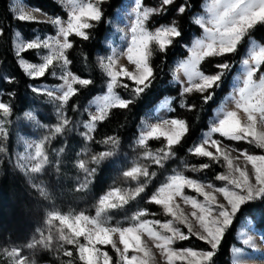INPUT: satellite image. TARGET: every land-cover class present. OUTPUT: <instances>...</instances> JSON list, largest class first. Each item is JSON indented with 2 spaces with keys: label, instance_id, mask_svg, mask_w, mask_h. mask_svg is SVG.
<instances>
[{
  "label": "snow or ice",
  "instance_id": "obj_1",
  "mask_svg": "<svg viewBox=\"0 0 264 264\" xmlns=\"http://www.w3.org/2000/svg\"><path fill=\"white\" fill-rule=\"evenodd\" d=\"M67 8V19L43 13L41 9L20 11L16 16L18 22L39 23L34 13L46 16V21L55 29V35L41 39H21V34H15L14 43L16 63L24 76L37 80L48 74L57 75L62 83L54 92L30 86L31 91L45 94L56 104L58 123L50 128L49 134L34 145H28L32 151L24 156H18L16 167L29 176L46 171L49 166H55L59 171V160H53L47 151V144L57 136L71 131L72 121L65 114L69 101L79 94L81 88H87L94 82L84 78L71 70L73 63L70 50L75 46L72 37L88 41L91 38L90 29L96 27L105 18L102 5L107 0H58ZM192 4L190 0H157L155 6H145L143 0H136L134 20L131 24V37L123 51L113 49L106 58H99V66L106 77V93L97 98L95 111L90 112L80 133L85 144L93 141L105 147L98 152L85 149L86 158L78 159L76 167L83 176L76 191H87L94 183L100 165L113 160L120 147L117 136H106L103 140H95L98 123H103L113 109H128L147 89L152 86L155 73L151 59L155 50L167 53L174 41L182 37L181 20L190 14ZM169 13H172L169 16ZM165 17L164 22H157L154 29L149 27L153 17ZM192 22L198 25L203 36L193 41L190 56L181 61L177 73L182 72L186 82L180 81L179 75L174 79L181 83V96L199 93L205 103L215 96V89L220 88L222 78L231 70L230 62L217 60L211 65L216 71L205 72L201 64L208 58H220L238 53L242 44H246L247 58L242 60V86L234 88V93L227 99L234 105L233 109L221 107L215 119L211 122L207 132L200 140L189 147L188 152L199 158L221 164L225 172L215 176L216 181L225 182L224 186L205 183L201 180L185 176L181 172H173L165 182L160 184L148 198V203L159 206L167 220L142 219L155 213L147 209L136 211L127 226L109 223L108 212L122 209L140 197L145 192L146 183H138L134 189L112 188L99 197L95 215L91 216L83 211L63 214L53 211L45 221V230H38L39 237H33L23 247L35 250L37 248L54 252L57 257L62 253L69 260L66 264H73L77 258L80 264H156L157 256L153 249L158 250L163 264H216L217 256L226 234L233 228L239 218L252 215L247 205L256 204L264 207V154L250 152L247 148L222 147L220 139L213 138L218 134L224 140L243 142L264 150V41L258 42L252 35L257 27H264V0H211L205 5V14L194 16ZM0 28V36L4 35ZM45 49L46 55L39 57L40 62H30L22 56L26 51ZM121 57L127 59L131 69L120 64ZM53 69L49 73V69ZM125 81H130L127 83ZM18 81L15 75L0 76V85L14 86ZM79 86V87H77ZM124 88L132 93V98H123L117 88ZM7 95L14 98L12 87L6 89ZM181 108L192 111L194 104L183 100ZM76 108L73 107V111ZM13 113V105L0 98V159L8 155L9 150L3 144L8 139L6 124ZM244 114V118L241 117ZM28 119H35L31 113ZM189 132L186 120L180 118L164 119L154 124L146 125L139 134L137 145L145 149L144 158L150 159L156 166L163 168L165 162L175 157L173 149L180 145ZM163 140V147L152 152L148 147L150 140ZM231 148V150H229ZM63 149H60V153ZM232 152H236L234 157ZM59 155V153H58ZM79 155V154H78ZM243 158L244 165L237 163ZM250 165V169L249 166ZM211 163L192 165L191 171L209 169ZM126 178L138 180L140 176L153 178L155 172L150 173L146 166L136 164L130 170L122 173ZM40 194L47 197V192L40 186L34 185ZM185 189L196 193V196L186 195ZM216 194L223 197V202ZM202 197L203 199H199ZM177 198L190 206L192 211L186 213L177 202ZM59 221V227L53 224ZM264 221V217H262ZM180 226L187 229L183 231ZM55 231V235L53 234ZM243 235V234H242ZM118 237V239H117ZM192 237L201 241L206 247L194 249L192 247L176 248L177 241H187ZM146 238V239H145ZM148 241L152 244L149 245ZM245 245L252 243L251 238L243 239ZM70 246V247H69ZM110 247L115 258L106 250ZM233 264H241L238 259L242 249H232ZM0 256L7 264H37L35 259L22 255V247L12 246L0 249Z\"/></svg>",
  "mask_w": 264,
  "mask_h": 264
},
{
  "label": "rangeland",
  "instance_id": "obj_2",
  "mask_svg": "<svg viewBox=\"0 0 264 264\" xmlns=\"http://www.w3.org/2000/svg\"><path fill=\"white\" fill-rule=\"evenodd\" d=\"M51 1L57 3L64 11L66 15V18L64 20H66L68 11L67 8L61 5L58 0ZM135 2L136 0H125L120 6H118V8L115 9V11L112 13V16L106 22L108 31L103 41L106 52L104 54H99L96 56V62L99 68V58H106L107 56L111 55L113 49H115L117 52L123 51L124 47L130 40V28L135 18L133 12ZM210 3L211 0H203L200 11L193 14L191 20L194 16L204 15L205 5ZM32 9L33 8L25 4L24 0H10V10L15 18L20 11H32ZM34 14L37 16L38 21H41L39 23L49 26L50 30L48 32V30L44 29V32L34 34L31 39H36L37 37L44 39L49 36H54L56 29L50 23L45 22L47 19L46 16L42 15L39 12ZM153 26L154 27L152 29L156 27L155 25ZM17 32L18 31L14 32L13 46L16 40L15 34ZM202 36L203 31L201 29V35L199 37L193 38L190 45L185 48L187 55L183 58L174 59L170 64L172 81L171 83L179 86L180 91L181 83L175 80L173 77L174 75L178 74L180 81L186 82V78L184 77L183 73H177V67L181 61H185L189 58V50L192 46L193 41ZM20 38L25 40L26 42L28 40L23 38L22 36ZM153 48L155 49V46H153ZM32 52H34L36 58L35 61L30 62H40L39 57L41 55L47 54V50L45 49L34 50ZM245 58H247L246 50L242 60ZM242 60L231 78L230 90L228 94L212 111V116L208 120V129L211 122L215 119L217 112L222 106L227 107L228 109L234 108V105L230 103L227 98L234 93L235 87H237L238 85L242 86ZM120 64L125 65L130 69L133 67L131 65H128L127 59L125 57H121ZM262 68H264V66H262ZM51 71H53V69L50 68L49 73H51ZM55 71L57 72L56 76H53L51 74H48L46 76V79H49L52 82L54 81V84L41 83L35 86L41 89H47L55 92L58 89L59 85L62 83V81L59 79L60 69L56 68ZM261 74H264V72L257 73V78ZM105 93L106 87H104L103 93L95 95L85 104L83 111L76 117V119H73L72 116L67 115V117L72 121V123L69 125L71 131H67L65 135L57 136L54 140L47 144L46 147L50 158L54 161H60L59 171H57V168L55 166H49L43 173L32 174L31 179L15 166L16 160L18 156H24L27 152L32 151V149H30L28 145H34L35 143L41 141L46 135L49 134L50 128L58 123L56 104L52 100H50L47 95L35 93L36 95L44 97L41 98L42 102L41 100H38V103L25 110L21 115L16 116L14 119H9L11 128L10 131H7L10 133H8V139L6 141H3V144L5 145V147L11 146L9 157L10 168L21 177L20 181H22L23 187L27 191V195H29V202L26 206L21 203L23 214L19 218L13 215L11 219H8V222L10 224V227L8 228L11 230V233L0 232V249L5 246L9 248H11L12 246L22 247V255L28 256L29 259H35L37 261V264H45V261L43 262V260H41V258L38 256L36 257L35 254L37 253L38 255H43L46 253L52 254L54 252H48L40 248L32 250L23 246L27 242L31 241L34 236L37 238L39 237L38 230H45V234H47L46 229L48 226L46 225L45 221L47 220L48 214L50 212L58 211L63 214H68L83 211L88 215L94 216L99 197L104 195L108 190L112 188H120L117 185L118 183L122 185V190L134 189L138 185V183H146L147 187L145 189V192L142 193L140 197H137L135 200L130 201V203L122 209L111 210L108 212L110 224H112L113 226L116 224L127 226L130 222V217L136 211L145 209V205L148 204V198L152 195L156 188L160 184L165 182L166 178L169 175L173 174L174 171L180 172L182 170L183 161L177 160L175 157L166 161L163 168L156 166L150 159L144 158L145 149L141 148L136 143L139 134L145 129L146 125L154 124L164 119H169L168 114L171 111L172 99L169 97H164L152 109L144 113L139 120L136 131L137 135L134 139V144L137 147L141 148V150L138 149L137 152L132 153V151L128 150V147H119L117 155L113 158V160L106 161L104 164L100 165L96 174V179L94 183L89 186V189L87 191H76L75 189L79 185L80 180L83 176V173H81L76 167V162L78 159L86 158L83 155L86 148L90 150L89 155L91 154L89 144L86 145L83 138L80 136V133L84 131L82 124L87 120L89 113L95 111V105L98 102L97 98L101 97ZM27 113H31L35 119H28L26 115ZM241 117L244 118L243 113H241ZM208 129L203 133L207 132ZM203 133L194 143L200 140ZM213 138L220 139L222 141V147L225 145H230L231 148H247L250 152L256 154H264V150L257 149L253 145H249L243 142L237 143L234 141L224 140V138L219 137L218 134L214 135ZM231 148L229 150H231ZM60 149H63L62 153H60ZM157 149L154 148L150 150L152 152H155ZM232 155L235 157L237 153L232 152ZM237 163L243 166V158L241 157V159L237 161ZM135 164L146 166L148 168V171L150 173L155 172L156 176L153 178H145L143 176H140L138 180H132L130 178L124 177L122 173L126 170H130L131 167H133V165ZM248 167L250 169V165ZM224 184L225 182L219 181L217 186H224ZM34 185H40L47 192V197L41 195L39 189ZM94 187L98 188V192L94 191ZM185 194L196 196V193L192 192L189 189H185ZM216 195L221 200V202H223V197L219 194ZM20 197H22V195ZM198 198L201 200L203 199L202 197ZM177 202L180 203L181 207L186 213H190L192 211L191 207L184 205V202L179 198H177ZM142 219H144V217ZM167 219H170V217L165 216L164 220ZM53 224L56 227H59V221H53ZM180 227L183 231L187 232V229H184L183 226ZM53 234L55 235L54 230ZM248 237L251 238L252 243L250 245H245L243 243V239ZM237 241L238 243H240L241 247L236 246V248L242 249V254L238 258L241 264H264V243L260 235L255 233L253 224L249 219L245 220L239 226L237 231ZM148 243L149 245L152 244L151 241H148ZM232 249L231 262L233 264V260L237 259V257H234ZM104 250L108 251L115 258V253L112 252L110 247H106ZM153 251L157 256L156 264H163L158 250L153 249ZM54 254L57 256L56 253ZM59 257L62 260L61 262H59V264H66V262L69 260V258L64 257L62 253L59 255ZM0 264H7L6 259H4L2 256H0ZM177 264H179V262H177Z\"/></svg>",
  "mask_w": 264,
  "mask_h": 264
},
{
  "label": "trees",
  "instance_id": "obj_3",
  "mask_svg": "<svg viewBox=\"0 0 264 264\" xmlns=\"http://www.w3.org/2000/svg\"><path fill=\"white\" fill-rule=\"evenodd\" d=\"M124 1L125 0H108L102 5L105 18L102 22L97 24L96 27L89 30L91 38L88 41L72 37L75 46L69 53L73 61L70 66L71 70L81 77L92 79L94 82L87 88H81L79 94L74 96L66 106L65 114L72 116L73 119H76L83 111L85 104L92 97L104 91L105 76L97 65L96 56L106 52L103 45L105 35L108 31L106 22L112 16L115 9ZM24 2L31 8L41 9L43 13L59 16L63 19L66 18L60 6L51 0H24ZM190 2L192 4L190 14L186 15L181 20L182 37L174 41L167 53H160L154 49L151 64L154 69L155 79L152 86L139 97L135 98V102L130 105L128 109L111 110L109 117L103 123H98L97 131L94 135L95 140H103L106 136H117L120 140V147H128V150L132 151V153L137 152L138 149L141 150V148L134 144L140 118L144 113L152 109L161 99L169 97L172 99V103L168 118L184 119L189 125L188 134L182 140L181 144L173 149L175 158L183 161L182 170L180 172L190 178L217 185L219 181L215 180V176L225 172L222 166L223 162H221V164H215L208 161L207 158L193 156L188 152V149L199 136L208 129V120L212 116V111L228 94L231 78L244 57L247 45L242 44L238 53L231 56L208 58L202 62L201 69L205 72L216 71L211 65L217 60H224L230 62L232 65L231 70L222 78L221 87L215 89V96L212 100L205 103L200 94L195 92L191 95L182 97L179 86L171 83L170 64L176 58L185 57L187 55L185 48L190 45L193 38L201 35V28L192 22L191 17L193 14L200 11L203 0H190ZM143 3L147 6H155L157 0H143ZM171 15L172 13H169V16ZM165 19V17H153L149 22V27L152 29L154 27L153 25L157 26L158 21L164 22ZM0 28L5 30L4 35L0 36V76L13 74L18 81L14 86L7 84L0 85V98H3L5 102H10L13 105V113L9 119H14L28 108H31L34 104L38 103V100L42 102L41 98H44L33 93L30 86L41 83H55L54 81L52 82L46 79L47 75L37 80H32L23 75L22 70L19 69L16 63L13 46L14 32L18 31L23 38L29 40L34 34L44 32V29L49 32L50 27L42 23L18 22L10 10V0H0ZM252 35L258 42L264 41V27L258 26ZM22 56L29 61H35L36 58L32 51H26L22 53ZM125 82L131 83L128 81ZM9 87H12L15 92L14 98L7 95L6 89ZM116 91L123 98H132V93L129 90L120 87L117 88ZM182 100L188 104H194L196 106L195 109L189 111L187 108H181L180 103ZM73 107L76 108L75 111H73ZM6 128L10 131V123L6 124ZM164 143L162 139L151 140L148 142V147L149 149H157L163 147ZM89 146L91 153L103 150L105 147L102 144L95 143V141L90 143ZM6 148L9 150L8 155L0 159V232L11 233V230L8 228L10 227L8 219H11L13 215L19 218L23 214L21 203L26 206L29 202V195H27V191L24 189L22 181H20L21 177L19 174L10 168L9 157L11 146ZM201 163H211L212 166L203 171H191L192 165L198 166ZM117 185L122 189L120 183ZM97 189V187H94L95 192H98ZM21 195L22 197H20ZM246 207L252 211V215L245 218L238 217L237 222L226 234L222 242L221 248L215 257L216 264H232L231 249L236 246L241 247L240 243L237 241V231L239 226L247 219L252 222L255 233L260 235L264 243V221H262V217H264V207L259 206L258 202L256 204L247 205ZM145 209H147L150 214L155 213L156 215H149L144 217V219H158L162 221L165 219L163 210L159 206L148 203L145 205ZM174 247H192L194 249H200L206 247V245L195 237H192L187 241H177ZM35 256L40 257L43 262L45 261V264H59V262L62 261L61 258L57 257L54 253H46L43 255H38L36 253ZM73 264H80V262L77 258H73Z\"/></svg>",
  "mask_w": 264,
  "mask_h": 264
}]
</instances>
